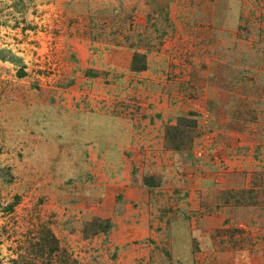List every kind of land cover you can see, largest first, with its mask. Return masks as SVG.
Returning a JSON list of instances; mask_svg holds the SVG:
<instances>
[{
    "label": "rangeland",
    "instance_id": "rangeland-1",
    "mask_svg": "<svg viewBox=\"0 0 264 264\" xmlns=\"http://www.w3.org/2000/svg\"><path fill=\"white\" fill-rule=\"evenodd\" d=\"M0 264H264V0H0Z\"/></svg>",
    "mask_w": 264,
    "mask_h": 264
}]
</instances>
